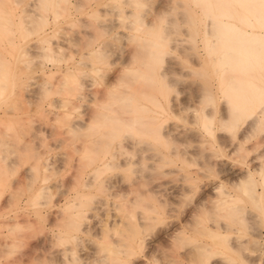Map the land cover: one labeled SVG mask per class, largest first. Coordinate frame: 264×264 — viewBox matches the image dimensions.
<instances>
[{"label": "rangeland", "instance_id": "rangeland-1", "mask_svg": "<svg viewBox=\"0 0 264 264\" xmlns=\"http://www.w3.org/2000/svg\"><path fill=\"white\" fill-rule=\"evenodd\" d=\"M226 2L250 29L240 19L256 1L0 0V264H264L254 242L264 234V119L231 126L226 80L247 75L221 72L209 48L210 38H244L204 34ZM254 71L264 88V67ZM150 110L173 138L123 130L120 117ZM247 171L256 203L240 183ZM215 185L237 211L215 212Z\"/></svg>", "mask_w": 264, "mask_h": 264}, {"label": "bare ground", "instance_id": "bare-ground-1", "mask_svg": "<svg viewBox=\"0 0 264 264\" xmlns=\"http://www.w3.org/2000/svg\"><path fill=\"white\" fill-rule=\"evenodd\" d=\"M213 1V0H212ZM246 1H256L257 4L255 6V10L256 12L254 13V11H248L247 13L243 14L242 17H241V22L245 25H248V26H251L250 29H247V28H243V27H240V25L236 22L233 21V19H231L232 15H230V13H227L228 10H226V8L229 6V3L226 2V3H223L221 4L220 6V10L219 12L217 11V13L215 14H207L206 15V21L204 22V34L205 35H216V34H221V35H225V40L226 41H231L233 38L231 37V35H241L243 36L244 38V42L245 43H238L236 45L232 44H228V43H225V44H221L220 45H217V41L216 39H209V48H212L214 51H215V54L216 56H218V63L217 65L219 66L221 72H224L226 70H229L231 71V69L233 71H236V72H241V74H244V75H247L246 78H239V77H233V76H230L227 80H226V86H225V89L226 91H228L229 93H226L224 94L225 96H228V99L230 98L231 100H226L225 102L227 103V108H228V104L230 105L231 109L229 110L230 111V119H229V116H227V119H229L228 121L232 122L231 123V126H235L238 122L237 120L241 119L242 117H253L251 119H253V121L251 122L250 126L251 125H254L255 123H258V122H262L263 121V117L262 116H258V115H255L254 112L258 111L257 113H262L261 115H264V88L261 87L260 85L257 84V76L256 75H253V72H255L254 70L256 68H260L261 66L264 67V32L262 31H256L254 29L255 25L252 24V17H255L256 19H261V21H263V25H264V0H246ZM199 2V1H198ZM221 2V1H220ZM209 3V0H207V4ZM205 4V3H204ZM204 6V5H203ZM215 8V7H214ZM204 9V8H203ZM206 10V9H205ZM217 10V9H216ZM236 12V11H235ZM209 13V12H207ZM215 18V19H211V18ZM252 18V19H251ZM256 19H253V20H256ZM258 21V20H257ZM262 23V22H261ZM219 25L221 26V32L220 33H216V26ZM260 26V25H259ZM260 30H263L264 31V28L260 29ZM161 33H163V29L161 30ZM160 33V35H161ZM150 34V33H149ZM45 38V37H44ZM154 38V37H153ZM159 39V38H158ZM223 39V38H222ZM160 40V39H159ZM157 40V41H159ZM45 41V40H44ZM154 41V40H153ZM162 42V40H161ZM208 43V40L206 41V44ZM231 43V42H230ZM153 44V43H152ZM155 46L157 47V50H158V54H161L162 53V50L159 48H162L163 49V45H161L160 43L158 42H154ZM151 45V44H149ZM208 45V44H207ZM153 47V46H152ZM196 49H198V45L195 46ZM93 50V49H92ZM90 50V51H92ZM95 50V49H94ZM153 50V49H152ZM97 51V50H96ZM197 51V50H196ZM219 51V53L217 52ZM95 52V51H94ZM94 52L92 51V54H94ZM199 53V50L197 51V54ZM91 54V53H89ZM154 54V53H153ZM199 55V54H198ZM160 58V57H159ZM82 62V61H80ZM143 65V64H142ZM216 69V68H215ZM262 70V69H261ZM67 72V71H66ZM166 73H169V71L167 72H164L163 73V76L166 74ZM152 74V73H151ZM220 74V73H219ZM230 74V73H229ZM226 77V76H225ZM224 77V78H225ZM242 77V76H241ZM222 78V77H221ZM150 79V78H149ZM260 83V81H259ZM261 84V83H260ZM264 86V85H263ZM199 88V87H198ZM219 88V87H218ZM164 91V90H163ZM206 91V90H205ZM218 91V90H217ZM195 92V90L193 91ZM200 92V91H199ZM221 92V91H220ZM122 93V92H121ZM124 94V93H123ZM215 94V92H214ZM165 95V94H164ZM196 95V94H195ZM203 95V94H202ZM209 92H208V96H209ZM120 96V95H119ZM126 96V95H125ZM197 96H201V95H197ZM204 96L205 93H204ZM207 96V97H208ZM203 97V96H201ZM199 97V98H201ZM119 99H121V97H119ZM136 99V98H135ZM166 99V98H165ZM209 99V97H208ZM133 101V100H132ZM159 102V101H158ZM224 102V101H223ZM224 102V104H225ZM153 103V102H151ZM125 104H126V99H125ZM144 105V104H143ZM154 105V104H152ZM159 105V104H158ZM124 106H127V105H124ZM179 106L181 107L182 105L179 104ZM123 107V106H122ZM133 107H135V110L136 111V108H139V109H147V107L145 106H138V105H133L131 108L133 109ZM161 107V106H159ZM172 107V106H171ZM219 107V106H218ZM130 108V110H131ZM222 108V107H221ZM126 109H128L126 107ZM138 109V110H139ZM163 109V108H161ZM174 110V108H172ZM226 109V108H225ZM124 110V108H123ZM149 111V109H148ZM153 111V110H152ZM150 110V114H145V115H141V114H136L135 116H132L133 118H128V114L127 117H122V118H128L126 120H122V118L120 117L119 122L123 121L125 122V126L126 128H124L123 130H132L134 129L136 132L139 131L138 129H141L143 130L145 128V130L141 131V132H138V133H142L143 135V132L145 133L146 129L148 130V133L146 134V136L149 134L152 136L156 135V137H159V139L162 137L163 139H168V138H173L172 135L173 132L171 130H165V129H161L160 127H158L157 125L158 124H155L154 121H155V117L153 115V113ZM164 111V110H163ZM170 111H172L170 109ZM200 111V110H199ZM207 111V110H206ZM204 112V116H203V113H202V118L204 117V120L206 119H210V117H208V111L207 112ZM132 112V111H131ZM223 112V110H222ZM122 113H124L122 111ZM166 113V112H165ZM225 113V112H224ZM224 115V114H223ZM210 116V115H209ZM232 116V117H231ZM157 117V116H156ZM199 117V116H198ZM221 117V116H220ZM225 116H222V120H224ZM154 118V119H153ZM165 118V117H164ZM212 118V117H211ZM221 119L219 121H221ZM250 120V118H249ZM115 121V120H114ZM203 121V120H202ZM201 121V122H202ZM228 121H227V125H228ZM248 121V120H246ZM116 122V121H115ZM117 123V122H116ZM160 123V122H159ZM206 123V122H204ZM219 123V122H218ZM250 123V122H249ZM263 123V122H262ZM118 124V123H117ZM203 124V123H202ZM220 124V123H219ZM120 125V124H119ZM205 125V124H204ZM221 125V124H220ZM246 124H244L245 126ZM73 127H82V124H73L72 125ZM255 126V125H254ZM122 127V126H120ZM204 127V126H203ZM206 127L205 128V132L206 131H210L212 129V126H211V119L209 120V123H206ZM248 127V126H247ZM253 127V126H252ZM128 128V129H127ZM239 128V127H238ZM244 128V127H243ZM171 129V128H170ZM204 129V128H203ZM207 129V130H206ZM250 129V128H249ZM122 129H120V132H121ZM247 130V128L245 129ZM244 130V131H245ZM117 131V133H116ZM119 128L116 127V130L114 133H116V135L119 133ZM106 132V131H105ZM105 132L103 131V134H105ZM125 132V131H123ZM128 132V131H127ZM130 132V131H129ZM151 132V133H149ZM176 132V131H175ZM239 132V131H237ZM242 134V133H241ZM244 134V133H243ZM148 135V137H149ZM216 135V134H215ZM240 135V134H239ZM138 136V135H137ZM140 136V135H139ZM152 136V137H153ZM175 136L176 133H175ZM233 138V137H232ZM238 138V137H237ZM243 138V137H242ZM150 139V138H149ZM152 139V138H151ZM158 138L154 139V140H157ZM178 140V139H177ZM238 140H241L240 138H238ZM146 141V140H145ZM172 141V140H171ZM175 141V139L173 140ZM233 141V140H231ZM150 142V141H149ZM156 142V141H155ZM232 143V142H231ZM118 144V143H117ZM122 144V142H121ZM119 144V145H121ZM144 144V143H143ZM125 145V144H124ZM146 145V143H145ZM117 147V146H115ZM123 147V146H122ZM143 147V146H142ZM148 147V146H147ZM151 147V146H150ZM106 148V147H105ZM121 148V147H119ZM144 148V147H143ZM173 148V147H172ZM176 148V147H175ZM125 149V148H124ZM123 149V150H124ZM142 149V148H141ZM145 149V148H144ZM143 149V150H144ZM147 150H149L147 148ZM172 150V149H171ZM101 151V150H100ZM129 151V150H128ZM127 151V152H128ZM88 152V150H87ZM118 152H121V149L118 150ZM161 152V151H160ZM181 152V151H180ZM91 154L93 153L92 151L90 152ZM88 153V154H90ZM116 153V152H114ZM111 154L109 157H105V155L101 156V158L98 160L99 163L96 164V166H93V170L95 169L96 171L97 170H100L102 167H108L110 164H112V162L110 160H112L115 156V154ZM172 153V152H171ZM117 154V153H116ZM157 154V153H155ZM182 154V153H181ZM186 154V153H185ZM152 157H153V154H151ZM150 155V157H151ZM166 155V154H165ZM188 155V154H187ZM146 156V155H145ZM173 156H176V155H173ZM181 156V155H179ZM85 157V156H84ZM89 157V155L87 156ZM86 157V158H87ZM91 157V156H90ZM89 157V159H90ZM95 157V155H94ZM97 157V156H96ZM128 157V156H127ZM148 157V156H147ZM159 157V156H157ZM124 158H126L124 156ZM163 158H164V155H163ZM186 158V157H185ZM153 159H156V158H153ZM161 159V157H160ZM181 159V157H180ZM187 159V158H186ZM91 160H93V158L91 157ZM96 160V159H95ZM114 160V159H113ZM184 160V159H182ZM90 162H93V161H90ZM89 162V164H91ZM129 162V161H127ZM94 163V162H93ZM156 164V163H155ZM153 166V165H152ZM151 167V166H150ZM252 167V166H251ZM149 168V166H148ZM154 168V167H153ZM237 168V167H235ZM106 169V168H105ZM240 169V168H239ZM256 169V168H255ZM102 170V169H101ZM152 170V169H151ZM233 170V168H232ZM242 170V169H241ZM92 171V170H91ZM235 171V169L233 170ZM249 171V170H248ZM247 171V173H248ZM255 171V170H254ZM92 172H95V171H92ZM246 172V170L244 171ZM243 172V173H244ZM253 172V171H252ZM252 172L250 171L246 176L242 177L240 179V183L241 182H247L249 185L248 187L245 189V191L247 192V196L250 197V199H252L253 201H255V203L260 199L261 197V192L258 191L256 188H255V182H256V178L254 179L253 178V174ZM101 173V171H100ZM195 173V172H194ZM240 175V172H236V174ZM242 173V171H241ZM197 174V173H196ZM95 173L92 175L91 174V177H95L94 176ZM187 175V174H186ZM185 175V176H186ZM229 175V174H228ZM235 175V174H234ZM264 175V173H263ZM190 176V175H189ZM241 176V175H240ZM239 176V177H240ZM89 177L88 180L84 181V185L83 186H90V183L93 184L91 181H93V177L91 178ZM187 177V176H186ZM96 178V177H95ZM92 179V180H91ZM236 179V178H235ZM238 179V178H237ZM191 180V179H190ZM195 181V180H194ZM260 181V180H259ZM239 182V181H238ZM263 184L261 183V186L263 185V188L264 189V177H263ZM219 184V183H218ZM112 185V184H111ZM110 185V186H111ZM192 185V184H191ZM221 185V184H220ZM236 185V184H235ZM115 187V186H114ZM211 187V186H210ZM110 188V187H109ZM212 190V192H216V200H214L215 204L213 205L214 206V210H216L215 212H219V211H222L223 210L227 212V210H231V208H235L234 211H237L238 209H236V207H233L231 206V208L229 209V207H226L230 202L234 201V196L231 194V191L230 192H225L224 190H221L222 187H220L219 185H215L212 188H210ZM261 189V190H262ZM224 191V192H223ZM264 191V190H263ZM74 203V202H73ZM80 203V202H79ZM76 205V203H75ZM67 206V205H66ZM78 206V205H77ZM212 206V208H213ZM69 207V206H68ZM71 207H69L70 209ZM77 208V207H76ZM79 208V207H78ZM72 209V208H71ZM75 209V208H73ZM232 209V211H233ZM219 210V211H218ZM193 211V210H192ZM85 212V211H84ZM73 213V212H72ZM77 213V212H76ZM79 213V212H78ZM83 213V211H82ZM84 215V213H83ZM80 216V215H78ZM80 218V217H79ZM80 220V219H79ZM71 222H72V219H71ZM74 223V222H73ZM76 223V222H75ZM80 223V222H78ZM71 224V223H70ZM81 224V223H80ZM139 224V223H138ZM137 225V224H136ZM71 226V225H70ZM81 226V225H80ZM139 227L141 226L140 224L138 225ZM136 226V227H138ZM79 229V228H78ZM137 230V228H135ZM80 230H83L80 229ZM175 231V230H173ZM254 232V231H253ZM253 234V233H252ZM258 234V235H257ZM256 236L259 238L258 240H254V242L256 241V244L258 245L257 248L260 249V252L259 255L257 256V258L259 260H262L263 256H264V234L261 233V235H259V233H257ZM74 238H76L74 235H73ZM72 239V238H71ZM117 242V241H115ZM255 244V243H254ZM253 244V245H254ZM256 247V246H255ZM256 248V249H257ZM255 249V248H254ZM258 249V250H259ZM118 254V252H116ZM257 253V252H255ZM256 255V254H255ZM76 258V257H75ZM105 259L102 258V261H104ZM250 260H252L250 258ZM254 260H257V259H254ZM70 262V260H68ZM67 261V263H69ZM264 261V260H263ZM97 263H100L102 264L101 262V259H97L96 260ZM86 263V262H85ZM84 263V264H85ZM109 262H107L108 264ZM257 263H259L257 261Z\"/></svg>", "mask_w": 264, "mask_h": 264}]
</instances>
